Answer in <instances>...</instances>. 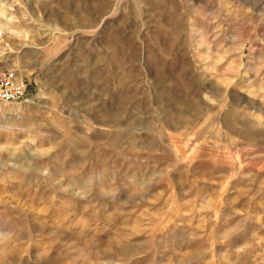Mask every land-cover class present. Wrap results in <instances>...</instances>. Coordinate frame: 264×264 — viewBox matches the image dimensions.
Segmentation results:
<instances>
[{
	"label": "rangeland",
	"instance_id": "obj_1",
	"mask_svg": "<svg viewBox=\"0 0 264 264\" xmlns=\"http://www.w3.org/2000/svg\"><path fill=\"white\" fill-rule=\"evenodd\" d=\"M0 264H264V0H0Z\"/></svg>",
	"mask_w": 264,
	"mask_h": 264
},
{
	"label": "built area",
	"instance_id": "obj_2",
	"mask_svg": "<svg viewBox=\"0 0 264 264\" xmlns=\"http://www.w3.org/2000/svg\"><path fill=\"white\" fill-rule=\"evenodd\" d=\"M29 99L28 84L11 69L0 70V104Z\"/></svg>",
	"mask_w": 264,
	"mask_h": 264
}]
</instances>
